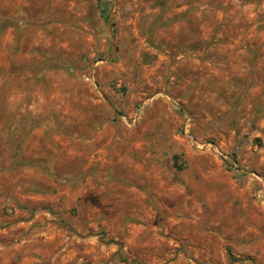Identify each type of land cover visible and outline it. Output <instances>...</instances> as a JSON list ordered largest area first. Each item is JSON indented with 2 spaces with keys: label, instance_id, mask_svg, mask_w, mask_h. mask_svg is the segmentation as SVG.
Returning <instances> with one entry per match:
<instances>
[{
  "label": "rangeland",
  "instance_id": "374dc122",
  "mask_svg": "<svg viewBox=\"0 0 264 264\" xmlns=\"http://www.w3.org/2000/svg\"><path fill=\"white\" fill-rule=\"evenodd\" d=\"M5 18L6 264H264V0H0Z\"/></svg>",
  "mask_w": 264,
  "mask_h": 264
},
{
  "label": "crops",
  "instance_id": "0c3cea01",
  "mask_svg": "<svg viewBox=\"0 0 264 264\" xmlns=\"http://www.w3.org/2000/svg\"><path fill=\"white\" fill-rule=\"evenodd\" d=\"M123 161H124L123 158H116L115 159L113 157V158L106 159V164H105L106 172L109 171L110 169L113 170L114 169L113 167H115L114 164H117L118 162L123 163ZM148 176H150V174ZM107 178L108 177L105 175V181L106 182H107ZM101 188H103V187H100L99 189L101 190ZM131 188H132L131 191L135 192V194H134L135 197L134 198H137L138 200H141L142 197H143V194L141 195V191L138 188H136V187H131ZM75 191L76 190H74L73 192L77 193V191L76 192ZM80 191H82V190H80ZM80 191H79V194L81 193ZM109 192H112V191L109 190ZM86 196L87 195L84 193V194L78 195L76 198L77 199L84 198L86 200ZM101 198H102V200L105 199V201H106L107 199H110V196L107 195V196L101 197ZM22 223L23 224H28V223H24V222H19V223L13 225L12 228H18ZM9 232L6 229H3V230L0 229V264H6L8 262V256H7L8 255V252H7L8 246L7 245L9 243H11L12 241L17 240L19 238V236H20L19 232H17V231L16 232L12 231L11 233H9Z\"/></svg>",
  "mask_w": 264,
  "mask_h": 264
},
{
  "label": "trees",
  "instance_id": "16d2710c",
  "mask_svg": "<svg viewBox=\"0 0 264 264\" xmlns=\"http://www.w3.org/2000/svg\"><path fill=\"white\" fill-rule=\"evenodd\" d=\"M101 8H102V9H101L102 16L107 18L109 13L106 14V15H104L105 8H104V7H101ZM12 24H13V23L10 21L9 18H5V19H4V22L1 23V25H0V35L5 31V29H6L7 26H11Z\"/></svg>",
  "mask_w": 264,
  "mask_h": 264
}]
</instances>
